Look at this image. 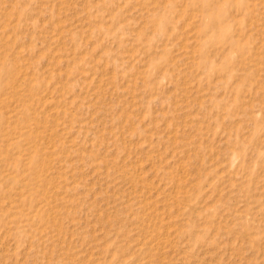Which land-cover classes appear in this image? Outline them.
Instances as JSON below:
<instances>
[{
  "label": "rangeland",
  "instance_id": "1",
  "mask_svg": "<svg viewBox=\"0 0 264 264\" xmlns=\"http://www.w3.org/2000/svg\"><path fill=\"white\" fill-rule=\"evenodd\" d=\"M0 264H264V0H0Z\"/></svg>",
  "mask_w": 264,
  "mask_h": 264
}]
</instances>
